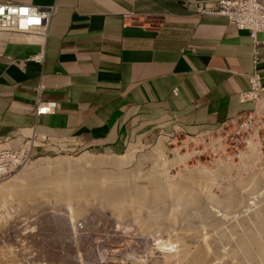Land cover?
I'll return each mask as SVG.
<instances>
[{
	"label": "crops",
	"instance_id": "1",
	"mask_svg": "<svg viewBox=\"0 0 264 264\" xmlns=\"http://www.w3.org/2000/svg\"><path fill=\"white\" fill-rule=\"evenodd\" d=\"M198 1L210 0H0L55 6L43 39L0 33V150L119 152L129 135L154 143L171 117L194 134L253 111L239 100L252 40L223 18L193 16ZM40 49L42 61L27 60ZM38 101L56 109L36 116Z\"/></svg>",
	"mask_w": 264,
	"mask_h": 264
},
{
	"label": "rangeland",
	"instance_id": "2",
	"mask_svg": "<svg viewBox=\"0 0 264 264\" xmlns=\"http://www.w3.org/2000/svg\"><path fill=\"white\" fill-rule=\"evenodd\" d=\"M257 108L261 114L257 117L260 122L251 132L243 131L244 133L236 135L230 133L228 128L224 134L213 135V137L209 135L195 137L185 143H181L183 136L180 135L177 139H173L170 145H166L165 140L161 139L164 157H166L159 160L158 166L160 167H153L152 161L145 156L155 146L153 139L142 143L136 142L135 139L131 140L130 143L129 141L124 142V146L119 152L105 149H84L52 155H34L23 168L14 169L9 175L11 179L20 169L27 170L34 162L43 158L49 160L59 157L77 159L83 154L109 158L114 155L127 156L129 155L128 152L136 151L128 161L129 164H124L125 166L122 168L128 173L125 174L123 182L128 193L140 188L141 191H149L151 189L149 185H151L153 178L159 184L168 183L171 185L178 183L181 179L183 182L187 171H194V173L200 171V175H207L208 178L205 182H196L199 183L196 185H199L201 189L205 188L204 192L213 200L215 198V201L226 200L233 206L231 210L219 209L218 211V208L208 205L209 210H211L210 208L216 209L214 214L220 216L217 225L208 226L195 222L190 226L192 230L194 229L190 233L191 229L185 227V223L182 224L183 222L180 220L170 222L167 220L169 214L166 215L165 213V216L162 215L158 219V224L153 225L151 220L150 225L146 226L141 224L138 218L131 216L132 214L127 209L118 214L117 210H113L114 207L112 208V203L109 200H102L105 199V196L101 192L91 195L89 192L74 191L72 186L68 188L70 196L64 188L58 193L41 190L33 191L34 193L29 192L27 195L24 194L25 196H0V264H159L162 263L164 255H173L179 250L178 248L183 241L179 238L188 234L194 235V238L192 236L193 239H190V243L193 241L194 244L189 245V242L186 241L187 245L192 246L197 241L200 243L202 240L204 243L207 240L208 250L213 253L216 249L214 251V253L216 252L215 256L214 253L212 254L215 260L212 261V264H223L229 255L234 254L231 250L233 247H231V241L228 242V240L233 239L235 241L236 236L238 237L247 224H254L256 216L254 212L264 208V111L260 110L259 105ZM169 132L170 128L167 130V133ZM127 144L129 145L127 146ZM130 146L133 148L131 149ZM251 148H254L257 156L253 155ZM3 150L1 149L0 152ZM175 152L186 160L170 167L165 160L173 159ZM56 172L50 171V175H60V172ZM9 177L1 181V184L9 180ZM207 186L211 188L208 189ZM227 194L229 195L227 196ZM122 198L120 200L122 204L119 205L124 204L125 208L129 207L128 196ZM68 204L67 209L70 213L67 214L62 208ZM166 206L162 209L169 212L170 208L167 206L168 209H166ZM242 207L243 209H241ZM240 211L246 217L240 214ZM248 213H254V215L250 216ZM68 215L72 219L70 222L68 221L70 219H67ZM166 216L167 218H165ZM222 218L226 219L222 220ZM193 225L197 227V230ZM172 226L176 229H173ZM209 229H211L210 232ZM195 231L197 233L194 234ZM226 231H229V234ZM221 234L229 237V239H224V235ZM234 235L236 236L233 238ZM213 236L218 239L214 240ZM213 240L217 242L216 244L220 242L221 246H214ZM163 243H171L173 249L170 250L168 246L161 247ZM223 244L226 246L224 247ZM213 248L215 249L213 250ZM225 248L229 249L230 254ZM223 251L225 254H222ZM217 258L219 261L216 260Z\"/></svg>",
	"mask_w": 264,
	"mask_h": 264
},
{
	"label": "bare ground",
	"instance_id": "3",
	"mask_svg": "<svg viewBox=\"0 0 264 264\" xmlns=\"http://www.w3.org/2000/svg\"><path fill=\"white\" fill-rule=\"evenodd\" d=\"M259 106H260V110L264 111V101L260 102ZM131 146H130V148H131ZM153 147H152L153 149L148 154L146 153L147 155H145V156H147V159L152 161L153 167H156L160 164L159 160L161 159V157L164 156L163 142L161 141V139H159L158 142ZM251 149L253 150V155L257 156V155H255L256 151L254 150V148H251ZM135 152L136 151H134V152L132 151L131 153L128 152L129 155H127V156L125 155L126 158H124L125 156H123V155L122 156H115L114 155L113 157L105 158L103 156L102 157L101 156H93L90 154H83L77 159L76 158L72 159V158H68V157H59V158H56L53 160L52 159L49 160V159L43 158V159H40V160H37L36 162H34L29 169H27V170H25V169L21 170L20 169V171L18 173L15 172L16 174L13 175L11 179L9 177V180H7L5 183L1 184V181H0V196H5V197L7 195H9L11 197H13V196L17 197L18 195L25 196L24 194L27 195V193H29V192L31 193L33 191H41V190H43V191L44 190H50V191H54L55 193L56 192L58 193L60 190H62V188H64L65 191L68 192V195L70 196V190H68V188L72 186L74 191L89 192L91 195L93 193H96V192H101L102 195L105 196L104 197L105 199H102V200H109V202L112 203V208L114 207L113 210H117L118 214L119 213L121 214V212L123 213L124 209H127L130 212V214H132L131 216L138 218L139 222L141 224L143 223L146 226L150 225L151 220L153 221V225H155L156 223L158 224V221H159L158 219L162 215L165 216V213H166V215L169 214L168 218H167V216L165 217V218H167V220H169L170 222H177L180 220V222H183L182 224H184V223L186 224L185 227H187V228H190V226H192V224H194L195 222H197L199 224L203 223V224H207L208 226H213V225H217L219 223L218 218L220 216L218 217L215 215L216 213L214 214L216 209L212 210V208H210L212 211L209 210V208H208L209 204L212 205V207L214 206L215 208H218L217 209L218 211H219V209L231 210L233 208L232 203H230L226 200L225 201H219V200L215 201L216 198L213 200L211 197H209L207 195V193L204 192L205 188L201 189V187L199 185H196V184L205 182L208 178V177H206L207 175H200L199 174L200 171H197V170H196L197 173H194V171L193 172L187 171L188 173L185 175L183 182L181 181L182 180L181 179L178 183L171 184V185L170 184L168 185V183L159 184L157 182V180L155 178H153V180L151 181L152 182L151 185L148 184L149 187H151V189L149 191H144L143 189H142L143 191H141L140 190L141 188H140L139 190H133V191L131 190L128 193L126 191L127 189L123 183L124 179H125V174H128V173H126V171H123L122 168H123V166H125L124 164H127V165L129 164L128 161L132 158V156H133L132 154ZM183 160H186V159H184L181 155H179L178 153L175 152L173 159L165 160V161L168 163V166L172 167L178 163H181ZM130 162H132V161H130ZM184 163H185V161H184ZM158 167H160V166H158ZM50 171L60 172L59 173L60 175H54V174L50 175ZM153 174H155V173H153ZM126 177H127V175H126ZM142 177L145 178L144 176H142ZM150 177H152V176H150ZM196 182H199V183H196ZM207 187H208V189L211 188V187L209 188V186H207ZM36 194H39V193L36 192ZM76 195H77V193H76ZM124 195H125V197L128 196L127 199H129V202H128L129 207H127V208H125L124 204L119 205V204H122V203H120V200L122 197H123L122 199L125 198ZM228 195L229 194H227V196ZM240 196H241V194H240ZM225 199H227V198H225ZM247 199H248V197H247ZM74 205L76 206V204H74ZM165 205H167L170 208L169 212H166V211H164V209H162V208H164ZM167 206H166V209H168ZM76 209H78V208H76ZM76 209H74V210H76ZM234 209H235V207H234ZM241 209H243V207ZM251 210H253V209H251ZM241 211H240V214H242ZM248 211H250V210H248ZM15 212H17V211H15ZM236 213H237V211H236ZM254 213L256 215L255 219H254L255 220L254 224H247L246 223L247 225L245 226V229H243V231H241L239 235L237 234L238 237L236 235L233 236V238L236 236L235 241H233V239L228 240V242L231 241L230 242L231 247L233 246L231 250H233L234 254L231 253L232 254L231 256L227 255L229 258L226 259L225 261H223V264H264V208H262L260 210L258 209V211L254 212ZM254 213H252V214L254 215ZM248 214H250V216L252 215L251 213H248ZM242 215H244V213ZM244 216L246 217V215H244ZM250 216H249V219H250ZM163 219H164V217H163ZM224 219H226V218H224ZM224 219L222 218V220H224ZM232 219H234V218H232ZM238 219H239V217H238ZM249 219H248V221H249ZM245 220H247V219H245ZM161 221H162V219H161ZM227 221H229V219H227ZM236 222L238 223V220ZM182 224H181V226H182ZM240 224H242V223H240ZM174 226H176V225H174ZM193 227H194V225H193ZM146 228H148V227H146ZM172 228H173V226H172ZM194 228L196 229L197 227H194ZM199 228H200V226H199ZM213 228H215V227H213ZM218 228H220V227H218ZM173 229H176V228H173ZM223 229H225V228H223ZM238 230H240V229H238ZM193 231H194V229L193 230L191 229V232L189 230L190 233H192ZM198 231H200V230L198 229ZM210 231H211V229H209V232ZM226 232H228V234H229V231H226ZM195 233H197V232L195 231L194 234ZM224 234H221V235L223 236ZM192 236L194 238V235H192V234L181 236L179 239H182L183 241H182L181 246L180 247L178 246L179 250H177L175 254L172 253L173 255L165 256L163 254L164 259L162 257L163 261H162V263L160 262L159 264H212V261L214 260V257L212 256V254L214 253V251H216V249L213 248V250L215 249L213 251V253L211 251H209L208 250L209 244L207 245V242H206L207 240H205L204 243H202V240H200L201 242L198 243V241H197V240H199L197 237L198 235L196 236L197 242L195 243V245L189 246V245H191V243L194 244L193 241L190 243V239L191 240L193 239ZM178 237H179V235H178ZM220 238H222V237H220ZM225 238L229 239V237H226L224 235V239ZM213 239L217 240L218 238L214 237ZM214 240L212 241L213 243H215L214 246H216V245L218 246L221 244L220 242L218 244H216L217 242ZM186 241L189 242L188 243L189 245H187ZM222 243H223V241H222ZM177 244H179V243H177ZM224 244H223V246L225 247L226 245H224ZM163 246H166V247L168 246L170 250L173 249V245L171 243L161 244V247H163ZM228 248H225V249L227 250ZM217 250H218V247H217ZM219 251H220V249H219ZM224 251L222 254H225ZM215 253H214V256H215ZM228 253H229V249H228ZM167 254H168V252H167ZM227 256H226V258H227ZM216 260H218V258Z\"/></svg>",
	"mask_w": 264,
	"mask_h": 264
},
{
	"label": "built area",
	"instance_id": "4",
	"mask_svg": "<svg viewBox=\"0 0 264 264\" xmlns=\"http://www.w3.org/2000/svg\"><path fill=\"white\" fill-rule=\"evenodd\" d=\"M195 17H219L225 19L228 23L235 26L238 31H244L252 40V71L247 75V89L239 95L241 103L253 104V111L247 112L237 121L222 123L217 126L201 127L194 134H188L181 129L177 120L174 117L170 118V132L159 129L157 137L153 145L159 139H164L166 145H170L172 140L177 139L180 135L183 136L181 143L188 140H193L195 137L209 135L224 134L227 129L236 135L245 132H251L255 129L260 120L257 118L260 114L257 108L259 103L264 101L262 92L264 87L261 82V77L256 71L259 62V52L257 46L259 41L257 35H262L264 39V3L258 0H210L198 1L189 4ZM55 12V6L41 7L30 5H16L10 2L0 3V33L8 36H20L29 38L43 39L46 34L48 22ZM43 52L40 49L39 53L29 57L27 60L42 61ZM41 86L39 87V91ZM56 109L54 103H43L38 101L33 109V114L36 116L46 115ZM261 115V114H260ZM194 136V137H193ZM136 138L129 135L125 138L126 141L135 140ZM136 142H145L143 137H138ZM129 144H127L128 146ZM141 145V144H140ZM29 147L23 145L16 149H5L0 153V181L5 180L14 171V169L23 167L30 161ZM165 158L164 156L161 157ZM69 205V204H68ZM68 205L62 208L67 214ZM69 215L67 216V219ZM70 219V218H69ZM72 219L68 220L69 222Z\"/></svg>",
	"mask_w": 264,
	"mask_h": 264
},
{
	"label": "clouds",
	"instance_id": "5",
	"mask_svg": "<svg viewBox=\"0 0 264 264\" xmlns=\"http://www.w3.org/2000/svg\"><path fill=\"white\" fill-rule=\"evenodd\" d=\"M19 37H20V36H19ZM22 38H25V37H22ZM26 40H27V41H31V40H29V38H26Z\"/></svg>",
	"mask_w": 264,
	"mask_h": 264
}]
</instances>
